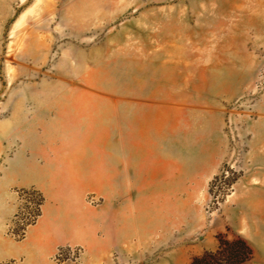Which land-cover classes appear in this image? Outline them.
<instances>
[{"label": "rangeland", "instance_id": "obj_1", "mask_svg": "<svg viewBox=\"0 0 264 264\" xmlns=\"http://www.w3.org/2000/svg\"><path fill=\"white\" fill-rule=\"evenodd\" d=\"M0 264H264V0H0Z\"/></svg>", "mask_w": 264, "mask_h": 264}]
</instances>
